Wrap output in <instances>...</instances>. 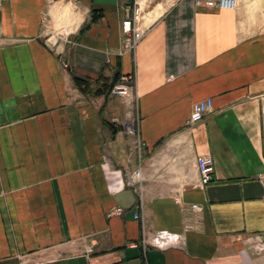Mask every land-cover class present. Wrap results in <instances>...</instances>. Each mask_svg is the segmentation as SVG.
Returning a JSON list of instances; mask_svg holds the SVG:
<instances>
[{
    "label": "crops",
    "instance_id": "obj_1",
    "mask_svg": "<svg viewBox=\"0 0 264 264\" xmlns=\"http://www.w3.org/2000/svg\"><path fill=\"white\" fill-rule=\"evenodd\" d=\"M0 264H264V0H0Z\"/></svg>",
    "mask_w": 264,
    "mask_h": 264
},
{
    "label": "built area",
    "instance_id": "obj_2",
    "mask_svg": "<svg viewBox=\"0 0 264 264\" xmlns=\"http://www.w3.org/2000/svg\"><path fill=\"white\" fill-rule=\"evenodd\" d=\"M73 3H77L79 0H70ZM240 0H195L197 7H204L208 9L215 10H236L239 5ZM137 4V1H136ZM139 6L134 9V15L132 18L124 19L122 22V32L124 34V46L127 50H132L136 48L137 43L144 36L145 31L138 25L140 17ZM132 79L131 76H124L120 82L115 84L112 88V93L120 96H128L130 94V84L129 81ZM213 101L211 98L201 100L194 104L193 112L189 119L190 124L200 122L204 119L205 115L212 109ZM134 133L135 129H131ZM138 149L141 150L145 146V142L142 140L138 141ZM197 169L200 174V184L207 185L213 179V174L215 171V159L213 155L206 154L200 155L196 162ZM135 180H141V168L139 167L134 173ZM192 208L194 210L200 209L198 204H193ZM136 218L140 217L137 212L135 214ZM156 237H154L153 242L158 243L160 239L166 236L164 232H157ZM175 239L179 240V236L173 235ZM144 244L148 243V240H143ZM161 245H164L161 243Z\"/></svg>",
    "mask_w": 264,
    "mask_h": 264
},
{
    "label": "trees",
    "instance_id": "obj_3",
    "mask_svg": "<svg viewBox=\"0 0 264 264\" xmlns=\"http://www.w3.org/2000/svg\"><path fill=\"white\" fill-rule=\"evenodd\" d=\"M97 17V10L94 11V19ZM119 80V75H115L114 78L110 81L109 78L101 76L98 80H96V89L94 93L96 95L103 94L110 92L113 85ZM76 82L80 85H84L85 89L88 87H91V83L88 81L81 80L79 78H76Z\"/></svg>",
    "mask_w": 264,
    "mask_h": 264
}]
</instances>
